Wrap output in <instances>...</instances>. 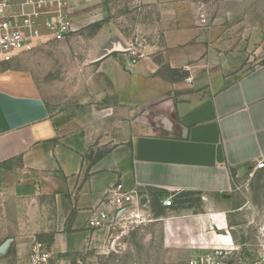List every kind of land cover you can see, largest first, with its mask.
<instances>
[{
  "label": "crops",
  "instance_id": "0c3cea01",
  "mask_svg": "<svg viewBox=\"0 0 264 264\" xmlns=\"http://www.w3.org/2000/svg\"><path fill=\"white\" fill-rule=\"evenodd\" d=\"M106 2L68 0L82 22ZM131 2L189 5L193 17L171 19L141 59L98 31L0 64V264H28L34 238L50 245L52 264L130 251L116 249L126 235L88 226L119 182L154 198L202 195L204 211L156 220L171 245L186 243L170 256L229 245L233 198L222 195L264 159V0ZM146 260L138 264H162Z\"/></svg>",
  "mask_w": 264,
  "mask_h": 264
},
{
  "label": "rangeland",
  "instance_id": "374dc122",
  "mask_svg": "<svg viewBox=\"0 0 264 264\" xmlns=\"http://www.w3.org/2000/svg\"><path fill=\"white\" fill-rule=\"evenodd\" d=\"M105 9L104 14L94 21L82 22L80 11L69 8L74 31L67 35L63 41H72L80 38L81 35H91L98 31L105 33L108 31V33L114 34L116 49L126 50L132 57L141 59L132 54V50H136L138 55L144 53L146 57L149 54L146 50L149 44L162 43L163 31L171 19H178L179 23L184 24L193 17V9L189 5L140 9L131 0H108ZM57 42L58 40L44 35L32 50L23 54L47 52L46 49ZM67 50L69 49H65V51ZM149 195L152 199L153 211L159 219L162 216L164 218L174 216L177 211L185 210L190 214L204 211L202 209L203 197L197 192H187L181 195L156 194L158 199L173 195L175 207L170 209H159L158 205L161 206V201H156L152 191H149ZM230 195L233 198L227 207V211H230L227 218V229L230 233H225L231 235L229 245L219 243L216 247L214 246V249L200 255L170 256L168 254L170 247L185 248L186 243L180 239L171 245V242L166 238V226L163 223L158 224L163 221H156L153 224L131 229L126 236L122 237L123 240L121 238L122 241H118L116 246L117 250L127 247L130 251L110 257H101V263L138 264L140 259L146 258L147 263H154V260H157V263L166 264L170 260L176 259L189 264V261L191 263L192 260L202 258L204 259L202 264H264V169L251 170L243 178H237L234 175V187ZM157 202H159L158 205ZM156 223L158 225L154 226ZM222 232L225 230L219 231V234ZM115 233L118 234L117 231ZM195 242L199 245L206 243L205 240ZM108 246L112 245L108 242L103 248ZM145 254L146 256H144Z\"/></svg>",
  "mask_w": 264,
  "mask_h": 264
},
{
  "label": "built area",
  "instance_id": "2783aa9c",
  "mask_svg": "<svg viewBox=\"0 0 264 264\" xmlns=\"http://www.w3.org/2000/svg\"><path fill=\"white\" fill-rule=\"evenodd\" d=\"M68 0H0V64L12 62L16 57L32 50L44 35L63 40L74 31ZM45 32V34H43ZM132 54L144 58L145 54ZM255 170L264 169V159L257 161ZM167 208L174 206L173 195L159 197ZM148 191L127 189L119 182L108 189L100 206L89 218L88 226L94 229L117 231L116 237L131 229L159 219L152 207ZM115 246V243L111 244ZM53 252L48 243L34 238L27 257L28 264H52ZM195 259L191 264H202Z\"/></svg>",
  "mask_w": 264,
  "mask_h": 264
},
{
  "label": "water",
  "instance_id": "95a60500",
  "mask_svg": "<svg viewBox=\"0 0 264 264\" xmlns=\"http://www.w3.org/2000/svg\"><path fill=\"white\" fill-rule=\"evenodd\" d=\"M230 197H231L230 194H223V195H222V198H230Z\"/></svg>",
  "mask_w": 264,
  "mask_h": 264
}]
</instances>
